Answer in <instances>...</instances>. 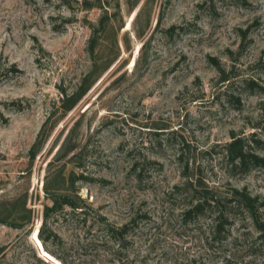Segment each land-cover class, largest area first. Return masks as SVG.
Returning a JSON list of instances; mask_svg holds the SVG:
<instances>
[{"label":"rangeland","instance_id":"obj_1","mask_svg":"<svg viewBox=\"0 0 264 264\" xmlns=\"http://www.w3.org/2000/svg\"><path fill=\"white\" fill-rule=\"evenodd\" d=\"M234 138L264 159V0H0V264H264Z\"/></svg>","mask_w":264,"mask_h":264},{"label":"trees","instance_id":"obj_2","mask_svg":"<svg viewBox=\"0 0 264 264\" xmlns=\"http://www.w3.org/2000/svg\"><path fill=\"white\" fill-rule=\"evenodd\" d=\"M132 7H133V4L131 5L130 9H132ZM92 31L95 32V29H93ZM94 35H96V33L93 34V36L88 41V49L91 51V55L93 54V50L95 48V42H96ZM84 92H85V90H82V92L80 94H77L75 97L71 96L69 98H66L65 101H63L65 103V106L63 103L64 111H68L69 109L74 107ZM45 125L43 126V128L41 129V132L39 133V139L37 140V142L34 146L35 149L41 143V141L45 137L46 133L50 131L48 129L47 132L45 133V128H46ZM225 151H226L227 159H228V162L230 163V165L232 167L239 168L243 171L248 170L250 168L251 164L252 165L264 164L263 158H260V157L256 156L254 153H251V152L244 150V145H243L241 139L234 138L230 143L225 145ZM82 179H84V176H82V175H80L79 177H77L76 175H71L69 178V181H70V184L72 185L75 183V181L82 180ZM202 193H203L202 194L203 198L207 199L206 197L208 196L209 192L206 190H203ZM234 193L238 197L237 199H239L237 202L238 205L245 206L247 209L250 210V213L253 215L255 213L254 212L255 211V208H254L255 203L254 202H255V200H257L256 197L251 198L244 191H240V192L234 191ZM200 199L198 202L193 204L191 206V208H189L184 215L185 216H190L193 214L198 215V214H201L205 209H211V208L217 207L218 211H217V214H216V216L214 218V222H213L214 223V232H215V234L220 233L221 231H223L222 230L223 223H225L227 221V219L224 216L225 212L223 210H221L220 207H218V206H221L220 200H215L216 201L215 204H210V203H208L207 200L203 199V201H201ZM52 201H53L52 206L47 207L45 209L46 210L45 218L49 215L50 212H61L63 210V208H69L71 211L70 213H74L77 210L81 209L78 198L76 196H72L69 194L56 195V196L52 197ZM255 225H256L258 231L260 232V237H264V222L259 223L257 221V218L255 217ZM104 227H105L106 233L108 234V238L112 237L111 240H114L116 235L122 236L126 231L125 229L127 228V226L125 225L122 228L117 230L113 226H110L108 224H105ZM43 231H44V229L41 227L39 229L38 236L42 239L43 242H45V239L43 238V235H42ZM49 237L51 239L56 238L54 235H51V236H48L47 239H50Z\"/></svg>","mask_w":264,"mask_h":264}]
</instances>
